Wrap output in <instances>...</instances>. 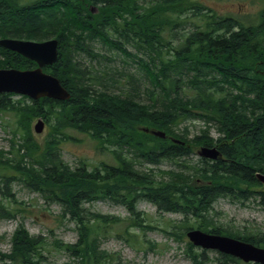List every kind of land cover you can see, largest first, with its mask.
<instances>
[{
    "label": "trees",
    "instance_id": "obj_1",
    "mask_svg": "<svg viewBox=\"0 0 264 264\" xmlns=\"http://www.w3.org/2000/svg\"><path fill=\"white\" fill-rule=\"evenodd\" d=\"M263 22L264 0L256 15L222 14L193 0H0V39L56 38L59 58L43 71L54 75L72 96L60 102L0 95V115L11 113L15 119L10 152L14 155L9 159L0 152V198H13L16 181L47 204H58L74 220L79 238L72 245L56 240L54 246L82 264H99L107 258L98 250L95 224L88 225L93 218L85 220L82 213L88 212L83 204L98 200L127 207L133 214L130 227L137 229L143 225L134 212L135 204L144 199L161 211L195 217L197 229L264 247V234L233 233L208 218L212 204L221 196L237 201L260 196L264 202V186L255 177V173L264 174ZM95 45L133 61L147 81L148 101L95 87L94 82L101 84L100 78L93 82L89 67L79 59L81 55L103 58ZM35 66L0 47V68L28 70ZM128 81L139 79L129 75ZM184 88L191 94H185ZM34 118L45 120L51 128L42 146L32 137ZM186 121L200 122L204 128L189 137L187 126L176 130ZM140 128L162 130L184 144ZM70 129L89 134L102 149L117 147L119 151L113 152L121 163L69 167L62 160L60 142ZM199 146H215L223 158L188 162ZM122 149L132 157H125ZM163 160L172 161L177 169L165 172L166 178L158 182L153 171L135 168L144 161L158 164ZM1 206L3 214L15 217V212ZM98 218L97 224L102 225L117 220ZM176 228L172 226L170 233L179 239ZM184 231L179 233L183 237ZM186 244V254L198 264L201 254ZM44 245V238L30 235L20 223L10 239L9 252H0V264H48ZM220 257L228 264L240 263Z\"/></svg>",
    "mask_w": 264,
    "mask_h": 264
},
{
    "label": "rangeland",
    "instance_id": "obj_2",
    "mask_svg": "<svg viewBox=\"0 0 264 264\" xmlns=\"http://www.w3.org/2000/svg\"><path fill=\"white\" fill-rule=\"evenodd\" d=\"M198 1L203 7L217 10L222 14H257L262 0H193ZM96 11V8L94 9ZM95 49L104 57L95 60L85 56H80V61L89 67L90 77L100 78L101 84L97 89L105 90L108 93L129 95L135 97L140 102L148 101L147 81L138 73L133 61L124 58L119 52L109 50L101 45H95ZM127 50L134 52L131 45H127ZM110 59L111 61H108ZM132 75L139 79L138 82L128 81V76ZM101 76V77H100ZM185 94H191L187 89H183ZM139 97V98H138ZM11 99L17 100L14 96ZM27 103V102H25ZM38 118L32 119L30 130L32 137L37 144L42 146L44 139L50 133L51 128L47 123L43 124L41 133L34 132V126ZM188 128L189 137L196 135L203 129L200 122L186 121L177 127V131ZM15 119L11 113L0 115V152L2 156L11 158L13 133ZM66 138L61 140L62 160L71 168H75L81 163H85L89 168L98 167L101 164L118 165L121 163L113 152L119 149L109 146L108 150L102 149L89 134L75 130L65 131ZM211 137L217 136L214 128L210 129ZM19 140V137H16ZM127 158H131V152L126 149L121 151ZM186 159L188 162L196 163L198 156L196 153ZM135 168L149 172L153 171L155 181L158 182L166 178L165 172L177 169V166L168 160H163L158 164L141 162ZM255 191H262V188H255ZM13 198L1 199L4 208L15 212V217L3 214L0 211V252L8 253L10 250V239L13 232L20 223L30 235L41 236L45 240L43 255L48 264H82L71 257L64 250H58L54 246V241L62 242L63 245L77 243L79 230L74 220L68 215H64L62 208L55 203L47 204L37 193L30 192L16 181L12 184ZM10 199V200H9ZM255 200V201H254ZM258 203V204H256ZM88 212H82L85 220L95 224V234L98 237V250L104 251L107 258L99 264H193L186 254L187 239L180 232L183 227L195 228L198 224L195 217L182 213H172L161 211L153 203L144 199H139L135 204V211L141 220L143 228L130 227L132 213L127 207L120 204L108 202L106 200L85 203L82 206ZM26 209L28 212H26ZM132 214V215H131ZM110 216L117 220L108 225L97 224L100 222L99 216ZM211 223L224 230L261 236L264 234V202L261 197L256 196L244 201H237L230 197H220L213 204L208 213ZM172 226L176 228L175 233L180 236L175 238L172 233ZM185 232V231H184ZM263 246V245H262ZM196 254H201L198 264H228L215 251L207 250L203 254L199 249H194ZM45 263V262H44ZM229 264H232L229 262ZM245 264V263H239Z\"/></svg>",
    "mask_w": 264,
    "mask_h": 264
},
{
    "label": "water",
    "instance_id": "obj_3",
    "mask_svg": "<svg viewBox=\"0 0 264 264\" xmlns=\"http://www.w3.org/2000/svg\"><path fill=\"white\" fill-rule=\"evenodd\" d=\"M57 39H49L42 42L17 39H1L0 46L36 63V68L31 70L0 69V94L12 93L27 96L33 100L50 98L58 101H66L70 94L63 88L59 80L42 71V68L57 61ZM42 122L38 120L34 127L36 133L42 131ZM147 132L148 130H144ZM154 136L163 138L161 131H150ZM174 142H178L173 140ZM197 155L212 160L221 157L216 148L200 147ZM256 177L264 184V175L257 173ZM189 241L204 249L217 250L219 252L237 257L244 262L253 261L264 264V249L245 243L240 240L220 235L207 234L199 230H190L186 233Z\"/></svg>",
    "mask_w": 264,
    "mask_h": 264
},
{
    "label": "bare ground",
    "instance_id": "obj_4",
    "mask_svg": "<svg viewBox=\"0 0 264 264\" xmlns=\"http://www.w3.org/2000/svg\"><path fill=\"white\" fill-rule=\"evenodd\" d=\"M46 2V1H45ZM36 3V2H35ZM41 5V4H40ZM18 7V6H17ZM30 8V7H29ZM44 20V19H43ZM41 21V20H40ZM16 22V21H15ZM45 22V21H44ZM264 23V22H263ZM38 25V24H37ZM18 31V30H17ZM235 33V32H234ZM3 34V33H2ZM2 37V36H1ZM5 37V36H4ZM141 41V40H140ZM237 71V70H236ZM239 76V75H238ZM101 77V76H100ZM216 79V78H215ZM247 81V80H246ZM233 83V82H232ZM252 83V82H251ZM63 84V83H62ZM241 86V85H240ZM191 88V87H190ZM194 89V88H193ZM248 89V88H247ZM99 90V89H98ZM232 90V89H231ZM238 95V94H237ZM72 97V96H71ZM88 103V102H87ZM49 110H51V109H49ZM86 111V110H85ZM45 113V112H44ZM43 113V114H44ZM48 113V112H47ZM83 115V114H82ZM105 115V114H104ZM107 118V117H106ZM99 119V118H98ZM103 120V119H102ZM45 121V120H44ZM105 121H106V119H105ZM29 124V123H28ZM105 125V124H104ZM108 128V127H107ZM114 130V129H113ZM222 138V137H221ZM188 142V141H187ZM244 144H245V142H244ZM215 145V144H214ZM260 145H262V144H260ZM188 147V146H187ZM172 155V154H171ZM220 160V159H219ZM181 161V160H180ZM183 162V161H182ZM238 162V161H237ZM244 164V163H243ZM246 165V164H245ZM242 174V173H241ZM234 176H235V174H234ZM241 177V176H240ZM227 195V194H226ZM221 197H223V196H221ZM234 198V197H233ZM255 201V200H254ZM263 203V202H262ZM256 204H258V203H256ZM244 234V233H243ZM231 237V236H230ZM44 259V258H43Z\"/></svg>",
    "mask_w": 264,
    "mask_h": 264
}]
</instances>
